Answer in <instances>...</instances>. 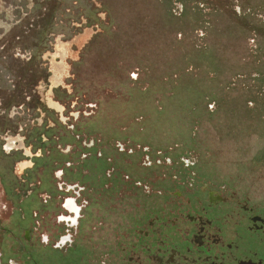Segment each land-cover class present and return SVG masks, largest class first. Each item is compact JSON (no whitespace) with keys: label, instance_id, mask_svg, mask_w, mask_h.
Wrapping results in <instances>:
<instances>
[{"label":"rangeland","instance_id":"1","mask_svg":"<svg viewBox=\"0 0 264 264\" xmlns=\"http://www.w3.org/2000/svg\"><path fill=\"white\" fill-rule=\"evenodd\" d=\"M47 4L56 6L54 33L37 58L50 74L62 63L65 74L56 94L50 77L47 84L40 83L38 93L42 101L50 96L64 106L63 129L72 134L75 127L82 143L73 149L66 169L49 171L47 159H40L35 171H23L15 161L27 157L15 147L4 149L7 139L21 138L25 144L30 127L43 125L40 131H46L60 116L49 107L50 113L10 110L14 123L0 135L1 260L59 264L60 253L41 239L57 240L64 229L56 220L64 212L61 205L65 198L77 197V190L65 191L68 186L62 182L74 186L81 179L86 184L79 202L89 200L91 209L83 210L82 227L97 228L101 216L93 199L96 190L102 192L95 184L102 180L101 168H96L101 163L89 155L96 150L110 158L106 167L111 161L120 174H135L119 191L122 204L115 203L128 211L138 206L135 189L145 190L133 181L149 183L153 193L159 188L154 181L189 170L186 164L206 168L211 180L235 185L227 192L264 209V0H0L3 84L13 58L31 57L20 43L4 49L8 37L27 31L28 22ZM17 126L16 132H8ZM63 129L51 132L70 144L57 146L60 154L53 158L60 161L74 147ZM29 151L33 165V157L42 153ZM80 165H85L82 173ZM2 178L12 181L11 192ZM151 198L141 200L149 203ZM108 214L106 225L92 232V245L99 251L105 240L101 235L110 231L115 218ZM99 230L105 232L96 234Z\"/></svg>","mask_w":264,"mask_h":264},{"label":"flooded vegetation","instance_id":"2","mask_svg":"<svg viewBox=\"0 0 264 264\" xmlns=\"http://www.w3.org/2000/svg\"><path fill=\"white\" fill-rule=\"evenodd\" d=\"M58 65H55L52 74L47 69L46 80L40 81L35 87L39 103L21 104L9 110L0 109V114H6L8 118V121H1L0 135L7 133L8 123H14L13 118L9 116L13 108L26 107L45 113H50V108L60 116L54 119V125L46 131H40L43 125L30 127L24 138L25 144L21 138L7 139L4 149L11 151L15 147L27 158L28 154H31L29 149L32 153L37 151L42 153L33 157V165H30L32 163L30 159L18 158L15 164L19 165L23 171H35L39 167L40 159L43 161L47 159L45 169L49 171H55L59 167L66 169V163L70 165L72 162L73 149L80 147L82 143V138L75 133V127H71L74 131L72 134L70 130L63 129L66 128L61 124L64 119V106L50 96L46 97V101H42L38 93L40 83L47 84L50 77L53 86L51 91L56 94L57 88L63 83L65 74L64 65L62 63ZM58 128L63 129L65 136H70L71 141H74V147L67 150L66 159L63 161L53 158L54 155L60 154L57 146L64 141L62 136L54 137L55 133L51 134ZM17 129L18 126L8 132H16ZM66 145L70 144L63 143L62 148L64 149ZM119 151L122 152L124 149ZM102 152L96 150L95 154H89L93 156V160L101 163L96 168H101L102 180H96L95 184L101 185L102 192H98L95 186L91 188L96 190L97 195L93 199V205L97 206L96 215L101 216V221L97 222L99 223L97 228H92L91 225L84 229L82 227L83 210L91 209L89 200L84 199L85 204L80 203L82 201L79 202V198L83 199V191L87 190L86 184L81 183V179L74 186L62 182V185L68 186V190L65 191L77 190V193H73L77 197L65 198L61 205L64 212L58 215L56 220L63 226V233L53 244L47 236L41 239L45 247L60 253L59 264H264V209L257 203H249L244 198L236 196L235 191L227 192L235 185L225 181H213L211 171H205L206 168L197 165L186 164L184 167L189 170H175L168 180L154 181L159 188L153 193L150 191L149 183H143L144 181L139 179L133 181L136 188L143 186L145 190L143 193L135 189L138 206L128 211L124 205H115V203L122 204L119 191L130 183L127 180L135 174H120L111 161L106 167L105 162L110 158ZM129 152L134 153L131 149ZM16 154L19 155V153ZM86 157L88 156L85 155L83 159ZM122 158L118 161H123ZM150 166L151 164L146 167ZM84 167L79 166V173H82ZM172 167L173 165L169 166L170 169ZM62 169L61 176L64 175ZM107 171L109 174L106 175ZM179 172L184 173L185 176L180 175ZM18 182L16 180V183ZM2 183L6 191H12L10 188L12 181L6 182L2 178ZM218 188H221V192ZM145 196L152 197L149 203L141 200ZM108 212L114 213L115 218L110 223L112 226L110 231L101 235L105 236V240L102 241L103 246L99 251L98 246L92 245L94 243L92 232L106 225V220H110ZM104 213L108 214L105 218ZM104 232L99 230L96 234ZM33 252H35L34 246L30 253ZM1 254L0 264L9 262L19 264L16 259L4 262L1 260ZM98 256H103V259ZM31 263L39 264L35 261Z\"/></svg>","mask_w":264,"mask_h":264},{"label":"trees","instance_id":"3","mask_svg":"<svg viewBox=\"0 0 264 264\" xmlns=\"http://www.w3.org/2000/svg\"><path fill=\"white\" fill-rule=\"evenodd\" d=\"M55 7L48 5L44 12L39 9L34 15L35 19L28 22L27 31L8 37L9 44L4 46V49L20 43L21 50H29L31 57L26 61L13 58V64H9L7 69L10 75L8 82L3 84L0 78V109L9 110L21 104L39 103L35 87L40 81L46 80L48 72L46 67L40 65L42 61L37 56H41L40 52L46 51L49 47L50 35L54 33ZM29 24L31 26H28ZM0 121H8L7 115L0 114Z\"/></svg>","mask_w":264,"mask_h":264},{"label":"bare ground","instance_id":"4","mask_svg":"<svg viewBox=\"0 0 264 264\" xmlns=\"http://www.w3.org/2000/svg\"><path fill=\"white\" fill-rule=\"evenodd\" d=\"M57 66H59V65H57Z\"/></svg>","mask_w":264,"mask_h":264}]
</instances>
